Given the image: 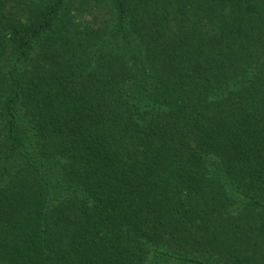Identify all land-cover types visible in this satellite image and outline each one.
Wrapping results in <instances>:
<instances>
[{
  "label": "trees",
  "instance_id": "16d2710c",
  "mask_svg": "<svg viewBox=\"0 0 264 264\" xmlns=\"http://www.w3.org/2000/svg\"><path fill=\"white\" fill-rule=\"evenodd\" d=\"M0 264H264V0H0Z\"/></svg>",
  "mask_w": 264,
  "mask_h": 264
}]
</instances>
